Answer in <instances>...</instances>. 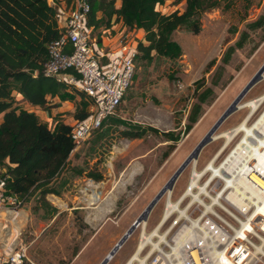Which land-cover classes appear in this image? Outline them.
<instances>
[{"label": "rangeland", "instance_id": "1", "mask_svg": "<svg viewBox=\"0 0 264 264\" xmlns=\"http://www.w3.org/2000/svg\"><path fill=\"white\" fill-rule=\"evenodd\" d=\"M47 3L52 6L50 0ZM203 5L194 15L196 25H180L170 36L181 49L179 57L172 61L153 56L147 61L139 53L136 73L123 101L100 128L71 152L67 166L50 184L59 192L46 195L48 204L40 203L38 191L17 205L3 202L0 206L2 251L24 250V264H99L172 176L264 62V19L258 27L251 26L262 19L264 0H204ZM155 7L162 15L182 14L185 1L164 0ZM114 32L108 33L110 42L114 40ZM137 34L144 39L142 29ZM239 41L241 47L232 52L226 63L222 62L226 49ZM207 88L211 94L197 110L196 121H189L198 106L194 107L198 94ZM263 93L264 78L248 90L240 104ZM56 103L66 106L63 111L76 112L82 103H86L87 113L93 108L91 100L74 89L62 91ZM263 109L264 103L247 124H253ZM248 110L245 107L231 113L214 135L239 125ZM113 123L119 124L122 131L128 127L145 132L129 148L117 152L112 162L108 159L113 155L112 147L125 141L116 140L119 134L114 131ZM240 137L229 144L214 165L227 157ZM222 143L220 138L202 148L197 171L210 162ZM253 163L264 178V152ZM192 170L189 164L174 183L173 203L185 192ZM5 171L6 166H0V178ZM208 176L205 174L203 180ZM89 180L103 182L99 187L103 196L95 184L86 186ZM189 200L186 198L182 205H187ZM166 204L167 194H164L148 214L145 228L139 224L107 264H125L133 256L139 237L143 232L149 235L154 231L163 218ZM214 209L215 214L231 221L218 207ZM202 210L201 206L192 205L188 215L198 219ZM175 219L178 223L171 230L169 227ZM179 219L173 213L159 229L160 234L167 230L165 237L171 236L185 221Z\"/></svg>", "mask_w": 264, "mask_h": 264}, {"label": "built area", "instance_id": "2", "mask_svg": "<svg viewBox=\"0 0 264 264\" xmlns=\"http://www.w3.org/2000/svg\"><path fill=\"white\" fill-rule=\"evenodd\" d=\"M50 2L59 36L46 44L47 60L42 74L83 93L93 105L84 118L71 125V139L77 148L123 101L136 73L138 45L144 43V39L137 34L139 28L122 25L113 42H103L89 24L88 0H71L69 5ZM237 145L229 152L234 154L237 165L233 186H226L215 175L207 188L208 194H198L202 203L189 200L194 207H202L204 202L211 204L214 211L218 207L231 221L215 214L216 211L213 217L212 214L204 216L203 210L198 219L188 215V220L181 219L185 221L169 237L156 236L157 241L153 237L149 241L139 237L136 248L141 244L142 247L138 258L131 261L127 258L126 264H264V188L254 177L263 181L264 178L248 158L251 147L245 143ZM5 193V179L0 178V206L6 201L11 205L21 202L19 197ZM228 194L233 196L234 202L220 197L217 198L219 203L212 200V197ZM195 220L196 223L192 222ZM177 223L178 220H174L169 228L172 230ZM188 228L194 237L185 235ZM2 250L0 248V264H24V250Z\"/></svg>", "mask_w": 264, "mask_h": 264}, {"label": "trees", "instance_id": "3", "mask_svg": "<svg viewBox=\"0 0 264 264\" xmlns=\"http://www.w3.org/2000/svg\"><path fill=\"white\" fill-rule=\"evenodd\" d=\"M114 1L88 0L89 24L97 35L98 27L109 24V21L96 18L97 11L102 10L108 17L115 14L124 26L142 29L146 43L140 42L138 50L141 58L147 61L153 56L172 61L179 57L181 49L170 36L180 25H196L194 15L204 7V0H184L182 14L162 15L155 6L164 0H120L119 8H115ZM54 13L47 0H0V166H6L1 177L5 179L8 195L20 197L24 202L38 191L39 201L45 205L48 204L47 194H58L59 191L50 184L67 166L75 148L70 135L71 126L59 123L53 129L41 122L35 112L18 108L14 103L20 95L32 106L46 108L48 97L59 96L68 89L55 78L42 74L47 60L46 44L59 36ZM263 19L264 15L251 26L258 27ZM241 45L239 41L228 47L222 62L226 63ZM15 90L17 95L13 96ZM210 94L208 88L198 94L194 107L198 106L189 121H196L197 110ZM85 106L86 103H82L76 108V119L87 115ZM115 125L114 131L119 134L117 141L141 139L145 132L141 128L128 127L122 131L119 124ZM163 134L170 135L169 132Z\"/></svg>", "mask_w": 264, "mask_h": 264}, {"label": "bare ground", "instance_id": "4", "mask_svg": "<svg viewBox=\"0 0 264 264\" xmlns=\"http://www.w3.org/2000/svg\"><path fill=\"white\" fill-rule=\"evenodd\" d=\"M240 103L238 104V109H242L245 107H247L249 109V112H248L246 118L244 119V121H242V123L239 124L238 126L230 129L229 131H225V132H222V133L217 134V135H214L215 133L213 134L211 142H214L220 138H223V143L221 145L222 150L219 149L217 154L200 171H197V169H196V163H197L198 158L191 161L190 164H191L192 169L194 171L192 170L193 173H192V176L188 182L189 184H188L185 192L182 194V196L175 203H173L172 199H171L172 190H168L165 193V194H167V204H166V208L164 210L163 218L161 219L159 224L156 226L154 231H152L149 235H146L144 232L142 233V236L147 241H149L151 239V237H154V236H158L160 239L164 238L165 234L167 233V230L165 231L164 234H160L159 229L162 228L163 224L166 222V220L168 219V217L172 213L176 212L178 214V218L188 220V208L191 205V201H189L187 203V205H185V206L182 205L183 202L185 201V199L187 197H189L190 200H192V201L199 200V202L202 203L198 194L199 193L208 194L207 188L209 187V183L211 182L213 176L218 175L219 179L221 181L223 180L226 186H233L234 179L237 176V174L235 172V169L237 168L236 160L233 159L234 154H232V152H231L220 164L214 165V162L219 157L220 153L222 151H224L229 146V144H231V142L237 138V136L241 135L239 141L237 142L238 143L237 146H240L241 143H245V145H249L251 147L252 153L249 154L248 158L251 159L253 162L262 154V152L264 151V109L261 112L258 119L253 124L248 125L247 123H248L250 117L253 115V113L258 110V108L260 107L261 104L264 103V94L261 95L260 97L256 98V99L248 101L244 104H240ZM127 145H128L127 140L119 141L117 143V145H114L112 148H113L114 152L115 151L118 152L120 149H125L127 147ZM241 151L243 153H246V150H244V149H242ZM207 173L209 174V176L207 177V179L203 180L205 177V174H207ZM254 179L257 181V183L260 186H262L264 188V184H262L264 182L261 179H258L257 177ZM259 180H261V182H259ZM89 185H91V183L88 184V186ZM94 186H96V185H94ZM218 197L223 198L224 200H228L231 203L234 202L233 196H231V194H228V195H221V196L219 195L217 197H212V200L214 203H219V201L217 199ZM179 206H183L184 208L180 209ZM202 207H203L204 216L209 217V214L214 215L215 211L213 210L211 204L204 202ZM177 220L175 219V221H177ZM192 222L196 223L197 220L192 221ZM210 222H211V220H210ZM140 225L142 226V229H144L145 225H146V219L143 220L140 223ZM185 235L189 236L190 238L194 237V234L190 230V228L187 229ZM141 247H142V244L140 245V248H136V252L133 253V256H131L128 261H131L135 258H138V253H139V250L141 249ZM116 252H115V254H116ZM114 255L110 258V260L113 259Z\"/></svg>", "mask_w": 264, "mask_h": 264}, {"label": "water", "instance_id": "5", "mask_svg": "<svg viewBox=\"0 0 264 264\" xmlns=\"http://www.w3.org/2000/svg\"><path fill=\"white\" fill-rule=\"evenodd\" d=\"M30 73H34L33 70H30ZM264 78V62L256 71V73L251 77L247 84L241 89L225 111L220 115V117L215 121L207 133L201 138L198 144L194 149L189 153V155L184 159V161L179 165L175 170L172 176L167 180V182L161 187V189L156 193V195L151 199L147 206L143 209L140 215L132 222L131 226L126 230V232L121 236V238L115 243L113 248L109 253L101 260L99 264H107L110 258L115 254V252L122 246L125 240L130 236L134 229L145 219H147L148 214L154 207V205L162 198V196L168 191L172 190L174 183L183 172V170L191 163L192 160L197 159L202 148L212 141V136L222 124V122L234 111L238 109V104L248 92V90L258 81ZM20 199V197H19Z\"/></svg>", "mask_w": 264, "mask_h": 264}, {"label": "crops", "instance_id": "6", "mask_svg": "<svg viewBox=\"0 0 264 264\" xmlns=\"http://www.w3.org/2000/svg\"><path fill=\"white\" fill-rule=\"evenodd\" d=\"M59 2H65V3H67V5H69L71 3V0H59ZM114 6H115V8H119V6H120V0H115L114 1ZM96 18L103 19L104 22L105 21L106 22L109 21V24H108L109 27L107 25L102 24L96 30L97 33H98V35H99V37L101 38V40L103 42H105V41L108 42L109 39H110L108 37V33L110 34L113 31H115V32H114V37L112 39L115 40V38H116V32L123 25V21L121 19H118L115 16V14H112L111 17L105 16L102 10H98L97 11ZM12 95L13 96H16L17 95V92L16 91H13L12 92ZM58 99H59V96L58 95H56L54 97H48L47 107L46 108H42V107H39V106H32L25 99H23L20 95H18L17 96V99H16V102L14 103V106H16L18 108H23V109H25L27 111H33V112H35L41 122L47 124L48 126L52 127L53 129L59 123H63L65 125L71 126L75 122V118L73 117L75 111H63L66 106L65 105H59V104H57L56 101ZM54 103L56 104V107L55 106L53 107ZM248 112H249V110H248ZM0 121H1V116H0ZM125 140H127V142H128V145H127L126 148H129L134 141L140 140V139H125ZM220 149L222 150V148H220ZM122 150L123 149H120L118 152L120 153ZM263 152H262V154H263ZM116 153L117 152L116 151L114 152L113 151V148H112L111 154H113V155H111L108 159H111L112 162H113V158H114V156H115ZM87 182L93 183V184L97 185V186H95L96 190H98L97 192L101 196L104 195L103 192H102V188H99L100 186H102L103 182L102 183L101 182H94V181H91V180H89ZM99 183H101V185H99ZM86 186H88V184H86ZM97 188H99V189H97ZM106 195H108V194H106ZM103 202H105V204H106L107 203V200L105 199V201H103Z\"/></svg>", "mask_w": 264, "mask_h": 264}]
</instances>
